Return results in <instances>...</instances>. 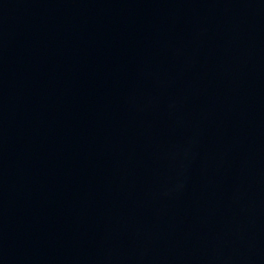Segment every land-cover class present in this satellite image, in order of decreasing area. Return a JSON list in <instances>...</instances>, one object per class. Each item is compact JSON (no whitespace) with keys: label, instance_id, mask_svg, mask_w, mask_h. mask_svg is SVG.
<instances>
[{"label":"water","instance_id":"1","mask_svg":"<svg viewBox=\"0 0 264 264\" xmlns=\"http://www.w3.org/2000/svg\"><path fill=\"white\" fill-rule=\"evenodd\" d=\"M0 264H264V0H0Z\"/></svg>","mask_w":264,"mask_h":264}]
</instances>
